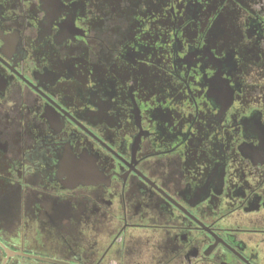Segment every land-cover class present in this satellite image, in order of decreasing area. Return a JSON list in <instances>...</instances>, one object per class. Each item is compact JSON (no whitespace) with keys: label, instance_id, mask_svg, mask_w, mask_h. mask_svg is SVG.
<instances>
[{"label":"flooded vegetation","instance_id":"1","mask_svg":"<svg viewBox=\"0 0 264 264\" xmlns=\"http://www.w3.org/2000/svg\"><path fill=\"white\" fill-rule=\"evenodd\" d=\"M0 264H264V0H0Z\"/></svg>","mask_w":264,"mask_h":264}]
</instances>
